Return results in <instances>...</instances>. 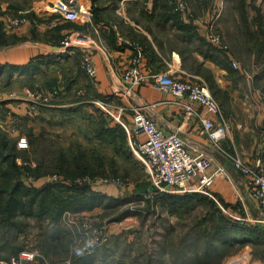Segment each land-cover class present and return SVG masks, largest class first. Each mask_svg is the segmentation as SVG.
<instances>
[{
	"label": "rangeland",
	"instance_id": "obj_1",
	"mask_svg": "<svg viewBox=\"0 0 264 264\" xmlns=\"http://www.w3.org/2000/svg\"><path fill=\"white\" fill-rule=\"evenodd\" d=\"M15 16L18 15L11 17ZM178 20L181 22L176 17V25L180 24ZM9 28H0V49L19 44H12V36L6 31ZM63 40L56 48L63 47ZM80 51L74 52L73 60L82 72L85 50ZM81 72L74 83L71 78L62 81L59 75L63 70L56 68H49L38 79L21 76L24 80L10 83L4 76L0 78V143L9 142L8 150L13 155L9 161L0 162V171L17 168V181H23L34 191L51 184L50 190L60 198L79 196L89 206L86 209L79 206L81 209L75 212L67 210L71 213L65 212L61 217L59 225L64 227L65 239L58 244V257L46 255L41 246L52 236L51 227L46 224L49 217H41L38 209L17 217L29 230L19 239L15 236L21 233L5 220L8 214L2 209L0 264H64L68 261L74 264H102L103 261L111 264H264V242L234 245L216 258L212 257L210 262L197 258V254L202 257L210 254L204 253V247L210 240L208 233H218L216 223L221 215L248 224L256 222L236 214L209 194L199 193L201 195L195 198L191 195V201H180L171 194L156 192L129 129L134 115L132 108L142 104L139 96L136 93L125 96L127 85L120 78L116 94L120 98L105 101L103 96L90 91L89 76L81 77ZM202 74L204 80L195 82L209 87L222 108L226 123L231 126L230 115L236 108L231 73L214 76L207 68ZM28 89L49 92L57 89L58 94L48 105L34 108L24 99ZM244 91L246 96L249 90ZM8 101L13 103L14 109L7 106ZM99 101H105L107 109L100 106ZM22 135L29 143L26 148L18 146ZM226 151L232 153L230 149ZM12 161L16 163L14 166ZM77 178H81L80 182H76ZM4 179L0 173L1 186H6ZM96 193L99 197H92ZM87 239L95 241L92 248L85 249ZM194 244H198V248ZM13 245L22 247L6 257ZM77 249H84L83 254L77 255ZM24 251L34 258L24 256Z\"/></svg>",
	"mask_w": 264,
	"mask_h": 264
},
{
	"label": "crops",
	"instance_id": "obj_2",
	"mask_svg": "<svg viewBox=\"0 0 264 264\" xmlns=\"http://www.w3.org/2000/svg\"><path fill=\"white\" fill-rule=\"evenodd\" d=\"M188 1L189 11L182 16L175 10L176 0H78L74 8H67L64 0H0L3 29L9 28L11 16L28 19L22 28L6 30L21 41L0 49V65L24 66L26 72L32 59L41 54L43 63L35 74L43 75L49 68L62 69L61 80L71 78L74 83L81 72L74 65V52L86 49L95 56L97 68V76L89 77L90 91L112 102L120 98L116 96L120 78L132 63L135 41L143 47L142 63L148 71L172 72V76L192 81L204 80L202 71L207 68L214 76L231 73L236 108L230 115L232 123L223 146L254 168L264 170V4L262 0ZM69 9L77 11L79 17H70ZM176 17L182 20L178 25ZM78 33L88 37L87 43L56 48L63 36ZM210 34L219 35L221 43L213 42ZM81 75L87 76L84 71ZM245 89L249 90L246 96ZM137 92L138 101L152 105L151 115L166 131H179L194 147L213 153L226 164L230 177L216 179L210 188L212 197L264 229V210L231 165L232 160L215 150L200 118L187 113L188 98L159 91L152 83L138 86ZM7 106L14 109L13 103ZM46 224L52 236L42 241V249L46 255L58 257V244L65 239L64 227L50 220ZM21 229L16 231L23 235L15 238H24L29 231L28 227ZM2 245L0 238V250ZM13 246V253L6 257L15 254Z\"/></svg>",
	"mask_w": 264,
	"mask_h": 264
},
{
	"label": "built area",
	"instance_id": "obj_3",
	"mask_svg": "<svg viewBox=\"0 0 264 264\" xmlns=\"http://www.w3.org/2000/svg\"><path fill=\"white\" fill-rule=\"evenodd\" d=\"M64 1L67 8H74L78 2V0ZM262 2L264 4V0ZM69 10L67 12H70L68 13L70 17H79L77 11ZM175 10L183 16L189 11V3L187 0H176ZM27 22L26 17L15 16L11 17L7 24L14 28H22ZM210 37L213 42L221 43L219 35L210 34ZM88 40L87 36L82 35L75 38L66 36L62 45L63 48L78 46L79 42L87 43ZM132 46L135 49V55L131 65L122 74V79L127 85L124 95L133 93L137 95L138 86L152 83L159 91L188 98V102L185 104L187 113L200 118L204 126V133L220 153L232 160L234 169L242 175L258 206L264 210V170L254 168L238 155H233L223 148V142L228 136L230 126L226 123L222 108L209 87L206 84L172 76V72L146 70L142 63L144 53L142 45L135 41ZM233 65L238 67L237 62H233ZM83 71L91 78L97 76L95 56L86 49L83 58ZM57 94V89L51 92L28 89L24 99L31 102L35 108L38 105H48ZM97 103L107 109L108 104L105 101ZM151 108V104L145 103L134 106L132 108L134 113L132 125L129 129L134 136L136 152L149 172V180L153 189L156 192L167 194L204 193L212 195L210 188L216 179L220 176L230 177L226 165L216 160L217 158L207 153L206 150L194 147L182 137L179 131H166L151 115ZM202 110H206L207 114H204ZM141 136H144L145 139H140ZM28 145L27 137L20 136L18 146L26 148ZM80 180L81 178H77L76 182H80ZM22 254L29 259L34 256L27 251ZM14 264L17 263L14 262ZM64 264L74 263L68 261ZM236 264H240V262H236Z\"/></svg>",
	"mask_w": 264,
	"mask_h": 264
},
{
	"label": "trees",
	"instance_id": "obj_4",
	"mask_svg": "<svg viewBox=\"0 0 264 264\" xmlns=\"http://www.w3.org/2000/svg\"><path fill=\"white\" fill-rule=\"evenodd\" d=\"M0 28L3 29L1 23ZM63 38H65V36H63L61 40ZM17 41H19V38L17 36L12 38V44ZM56 56L59 57V54H57ZM40 58H43L41 54L32 59V61L28 65L29 69L26 72L24 70V66H18L14 64L10 65L8 68L7 66L0 65V78L4 76L10 83L12 81H18L19 79L24 80V78H22L21 76H25L27 77V79H38L40 76L42 77L43 75H45L43 74L36 76L37 74H35L36 71L40 69V64L43 63ZM4 71L6 72L3 73ZM3 141L4 140L1 141L2 144L0 143V147L3 146V149L0 150V162L2 160L9 161L10 157L13 156L12 153L8 150L11 144L9 142L7 143ZM12 163L13 166L14 164H16L13 161ZM0 173L1 177L5 178L3 181H5L4 183H6V186H1L0 183V211L2 209L7 211L8 216L5 218V220H7L12 228H22L25 223L16 220L17 217L27 215L28 213L34 212L37 209L41 217L47 216L50 218L51 223L59 225L61 217L67 210L75 212L76 210L81 209V207L79 206L83 205V207H85H82L83 209H86L88 206L84 199L79 196H67L60 198V196L57 195L55 191L50 190V188L53 187L50 186L51 184H46L42 189L34 191L32 187L27 186L23 181H17V168H14V170H1ZM99 194L101 197L102 193L100 192ZM99 194L97 196L96 193L94 194L95 196L92 197L97 198L99 197ZM198 194L199 193L171 195H173L174 199H178L180 201H188V199L189 201H191L190 196L192 195V197L195 198ZM216 219L217 217L215 218V220ZM218 219L219 220L216 223V230L218 231V233L216 235L212 232L208 233V235H210L208 236L210 237V240L204 247V253L210 254H207V256L205 257L197 254V258H203L206 262H210L212 257L216 258L218 254H221L224 250L231 249V247L234 245L247 243L249 241L254 244L264 242V229L258 224H248L241 220H232L230 218L228 219L223 215H221ZM235 238L238 240H235ZM197 245L194 244L195 247H197ZM19 250V248H16V251L14 253L19 252ZM199 263L200 262H197L196 264Z\"/></svg>",
	"mask_w": 264,
	"mask_h": 264
},
{
	"label": "clouds",
	"instance_id": "obj_5",
	"mask_svg": "<svg viewBox=\"0 0 264 264\" xmlns=\"http://www.w3.org/2000/svg\"><path fill=\"white\" fill-rule=\"evenodd\" d=\"M95 244V241L92 240V239H87L85 241V249H88V248H92ZM83 251L84 249H77L76 252H77V255H82L83 254Z\"/></svg>",
	"mask_w": 264,
	"mask_h": 264
}]
</instances>
